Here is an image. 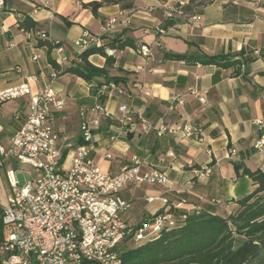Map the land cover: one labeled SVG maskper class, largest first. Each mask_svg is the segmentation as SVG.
Listing matches in <instances>:
<instances>
[{
    "label": "crops",
    "instance_id": "0c3cea01",
    "mask_svg": "<svg viewBox=\"0 0 264 264\" xmlns=\"http://www.w3.org/2000/svg\"><path fill=\"white\" fill-rule=\"evenodd\" d=\"M100 1L0 0V92L26 83L31 94L37 95L50 86L64 99L63 109L52 116L54 130L74 144L80 141V111L94 118L97 106L106 108L109 116L99 119L91 153L101 171L115 176L135 157L144 172L157 169L169 181L168 190L146 183L123 189L120 196L135 206L122 215L128 224L139 225L162 209L159 201H145L154 196L173 204L185 200L183 209L189 212L228 216L235 202L254 190L251 180L237 176L233 165L264 172V4L213 0L184 13L191 0H128L101 7L96 16L82 7ZM125 4L131 7L123 8ZM26 19L33 29L19 27ZM112 19L116 23L105 31ZM83 32L99 39L113 61L108 77L120 82L106 83L103 77L85 82L63 73L79 63L81 52L74 42ZM38 33L60 44L62 65L55 63L54 45L49 50L37 39ZM121 42L131 47L110 49ZM141 46L149 49L147 56L138 53ZM166 55L251 61L239 68H220ZM88 62L102 69L105 58L93 55ZM53 73L55 80H51ZM193 92L203 96L204 103ZM175 100H182V105ZM121 106L128 115L119 112ZM27 112V97L0 106V143L19 129L15 120H23ZM124 117L134 121L133 130L119 122ZM141 121L150 128L189 125L198 132L192 138H158L153 130L143 134ZM203 167H210L211 175L194 180L191 170Z\"/></svg>",
    "mask_w": 264,
    "mask_h": 264
},
{
    "label": "built area",
    "instance_id": "2783aa9c",
    "mask_svg": "<svg viewBox=\"0 0 264 264\" xmlns=\"http://www.w3.org/2000/svg\"><path fill=\"white\" fill-rule=\"evenodd\" d=\"M1 5V3H0ZM199 20V18H197ZM116 21H109V31ZM37 39L54 45L58 57L57 65L65 62L63 48L51 42L44 33ZM81 53L99 48V39L83 32L74 42ZM138 53L147 56L149 49L141 46ZM37 58L33 57V61ZM141 70L140 67H136ZM19 73L20 71L16 69ZM57 78L51 75V80ZM29 80V79H28ZM200 103L205 99L193 92ZM28 98V112L19 129L5 142L0 143V168L6 164L12 168L7 174L10 194L2 212V240L0 242V264H121L120 248L128 243L137 246L157 238L162 230L180 226L190 213L199 211L183 209L185 200L173 204L162 196L147 197V203L161 202L162 209L154 213L141 226L128 224L122 215L130 208L120 193L130 184H148L166 188L165 173L152 169L143 171V165L132 158L115 176L101 171L91 157L94 148V132L102 120L109 116L104 107L95 108L96 116L87 117L80 111V144L70 142L56 132L52 116L64 107V99L50 86L32 95L28 84H20L0 92V106L6 102ZM182 105V100H175ZM119 112L128 115L126 107ZM124 126L134 128L129 117L119 120ZM139 130L148 135L151 130L156 137L181 135L183 138L197 136V130L189 125L159 124L150 128L141 121ZM111 141L116 138L112 136ZM234 155V151L229 153ZM110 160V155H104ZM163 162V161H161ZM13 165L31 167L36 177L25 185L13 180L16 170ZM194 180L208 178L210 167L191 170ZM175 212H180L176 215Z\"/></svg>",
    "mask_w": 264,
    "mask_h": 264
},
{
    "label": "trees",
    "instance_id": "16d2710c",
    "mask_svg": "<svg viewBox=\"0 0 264 264\" xmlns=\"http://www.w3.org/2000/svg\"><path fill=\"white\" fill-rule=\"evenodd\" d=\"M81 1V0H76ZM128 0H101L82 4L96 16L98 9L104 6L118 5ZM213 0H191L183 12L193 8L205 7ZM125 4L123 8H130ZM19 27L23 30L34 28L26 19ZM51 50V44L43 42ZM131 47L128 42L110 45V49L121 50ZM93 55L105 58L102 69L92 66L88 59ZM168 59L192 60L201 65H214L229 68L247 65L251 59L228 62L226 57L173 56ZM79 63L72 64L63 73L76 76L85 82L103 77L106 83L120 82L118 78H109L108 69L113 61L105 53L104 47L86 50L78 55ZM79 141L78 144H80ZM236 175L248 177L254 190L246 197L235 202V209L226 217L208 213H190L178 227L162 230L153 240L137 246L120 248L121 264H264V172L250 171L244 166L233 165ZM241 172V174H240ZM142 223L137 225L141 226ZM2 240V212L0 209V242Z\"/></svg>",
    "mask_w": 264,
    "mask_h": 264
},
{
    "label": "rangeland",
    "instance_id": "374dc122",
    "mask_svg": "<svg viewBox=\"0 0 264 264\" xmlns=\"http://www.w3.org/2000/svg\"><path fill=\"white\" fill-rule=\"evenodd\" d=\"M211 1V0H209ZM245 1V0H243ZM253 1H260L261 3L264 4V0H253ZM12 101L7 102V104L11 105ZM9 171H12V168L9 167L8 164H6L4 167L0 168V206H4L6 204V200L10 194V189L8 186V180H7V174ZM36 177V174L34 170L25 165H19L18 170L14 173L13 180H15L19 185L23 186L27 182L31 181ZM142 191V190H141ZM151 192V190L149 189ZM135 206L130 205V208L126 211L127 214H130V210L133 209ZM219 209V208H217ZM131 221V219L129 220ZM133 245L131 243H128L124 245L123 247L129 248L132 247Z\"/></svg>",
    "mask_w": 264,
    "mask_h": 264
},
{
    "label": "water",
    "instance_id": "95a60500",
    "mask_svg": "<svg viewBox=\"0 0 264 264\" xmlns=\"http://www.w3.org/2000/svg\"><path fill=\"white\" fill-rule=\"evenodd\" d=\"M13 169L16 170L17 169V165H13Z\"/></svg>",
    "mask_w": 264,
    "mask_h": 264
}]
</instances>
